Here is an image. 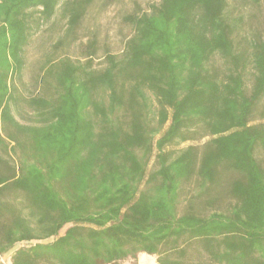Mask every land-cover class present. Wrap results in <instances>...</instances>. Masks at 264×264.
I'll return each mask as SVG.
<instances>
[{
  "label": "trees",
  "instance_id": "trees-1",
  "mask_svg": "<svg viewBox=\"0 0 264 264\" xmlns=\"http://www.w3.org/2000/svg\"><path fill=\"white\" fill-rule=\"evenodd\" d=\"M93 1L0 0V254L264 264V37L240 34L260 0L152 1L98 66L95 37L60 52ZM58 8L65 30L26 86Z\"/></svg>",
  "mask_w": 264,
  "mask_h": 264
},
{
  "label": "rangeland",
  "instance_id": "rangeland-1",
  "mask_svg": "<svg viewBox=\"0 0 264 264\" xmlns=\"http://www.w3.org/2000/svg\"><path fill=\"white\" fill-rule=\"evenodd\" d=\"M152 1L155 0H94L86 9L79 23L76 31L77 40L66 44L60 49V52H64L72 58H82L81 45L91 37H95L98 43L95 62L98 66L105 50L118 53L122 49L123 37L129 33V27L122 22L123 16L139 9H145L147 4ZM59 9H57L55 16L44 23L39 31L33 35L32 41L26 48V66L22 77V81L26 86L31 83V76L37 70L38 62L45 53L51 51V44L65 30L66 19L61 18ZM241 14L244 16V25L240 34L246 37H251L252 34H260L264 37V0H260V3L256 6H243ZM23 92L26 93L27 91L23 90ZM17 118L19 119L18 116ZM192 143L188 142L182 146ZM147 262V258L138 254L135 259H127L122 261L121 264H146ZM153 264H155V258Z\"/></svg>",
  "mask_w": 264,
  "mask_h": 264
},
{
  "label": "built area",
  "instance_id": "built-area-1",
  "mask_svg": "<svg viewBox=\"0 0 264 264\" xmlns=\"http://www.w3.org/2000/svg\"><path fill=\"white\" fill-rule=\"evenodd\" d=\"M32 243V242H30ZM29 242H22L21 245H28ZM9 261V253L0 254V264H8Z\"/></svg>",
  "mask_w": 264,
  "mask_h": 264
}]
</instances>
